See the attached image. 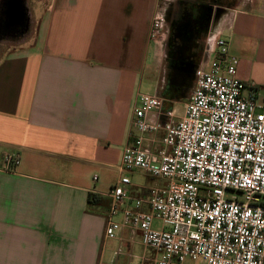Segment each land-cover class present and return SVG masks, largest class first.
<instances>
[{
  "label": "crops",
  "instance_id": "obj_1",
  "mask_svg": "<svg viewBox=\"0 0 264 264\" xmlns=\"http://www.w3.org/2000/svg\"><path fill=\"white\" fill-rule=\"evenodd\" d=\"M167 1L14 0L5 12L0 0V165L5 152L20 156L13 172L0 168V264L151 262L139 232L105 234L109 189L128 176L119 163L136 96H162L179 119L214 34L229 40L237 77L264 90V0L237 1L192 36L184 30L178 57L171 23L149 38L154 14L171 16ZM197 1L193 18L208 4ZM130 181L131 197L145 192Z\"/></svg>",
  "mask_w": 264,
  "mask_h": 264
},
{
  "label": "built area",
  "instance_id": "obj_2",
  "mask_svg": "<svg viewBox=\"0 0 264 264\" xmlns=\"http://www.w3.org/2000/svg\"><path fill=\"white\" fill-rule=\"evenodd\" d=\"M164 22L154 14L151 40ZM206 53L179 119L160 95L135 99V131L119 168L163 184L131 197L130 178L121 175L109 189L106 236L122 227L139 232L155 253L147 264H264V90L237 77L226 37L210 35ZM19 162L18 153L5 152L0 168L13 172Z\"/></svg>",
  "mask_w": 264,
  "mask_h": 264
},
{
  "label": "rangeland",
  "instance_id": "obj_3",
  "mask_svg": "<svg viewBox=\"0 0 264 264\" xmlns=\"http://www.w3.org/2000/svg\"><path fill=\"white\" fill-rule=\"evenodd\" d=\"M16 1L18 2L20 0H16ZM202 1L208 2V4L211 7L210 13H212L211 15H212L213 19H215L217 17V15L219 14V12L224 10V8H231L234 6L235 3H237V1H240V0H202ZM196 2H198V1L197 0H168L166 7L170 8V10H171L170 15L171 16L168 19H166V16H164V19H165L164 23L169 22L168 25H170V23L172 24L173 22H172L171 18L174 15V13H175L176 18L178 20L180 18L185 17V16L191 17L193 15H196V11H194V9H190ZM13 4H14V0L13 1L12 0H6V6L4 8L5 12H6V10H8L10 5L13 7ZM169 8H168V10H169ZM196 19H198V18H196ZM204 35H205V33H203V32L200 33L198 35L199 38H198L197 44H195V45L192 44V48L197 47L200 50V52L198 54L199 57L202 56V53L204 51V43L202 40ZM146 88H147V86H146ZM126 173H127L128 177L132 180V182L135 185H137L136 188L138 187V192L143 190V189L145 190L149 186H152L155 184H163V182H164L163 179L151 176V175L147 174L146 172L139 170V169L127 170ZM227 193H230V192H227ZM141 249H142V251L147 252L149 254V256L153 253V251L150 248H147V247L140 244V245H138V251H141ZM151 256H152V258H154V253Z\"/></svg>",
  "mask_w": 264,
  "mask_h": 264
},
{
  "label": "trees",
  "instance_id": "obj_4",
  "mask_svg": "<svg viewBox=\"0 0 264 264\" xmlns=\"http://www.w3.org/2000/svg\"><path fill=\"white\" fill-rule=\"evenodd\" d=\"M197 5H198L197 7L199 8L198 19L185 16L172 23L171 31H170V40L171 43L173 44V50L174 49L177 50L180 46L181 47L185 46V45H180L182 43L180 41V38L182 37L184 30H186L187 33L190 36H192L194 34V31L198 30V28L199 29L204 28V26L208 22L210 10H211L210 5L207 3H197Z\"/></svg>",
  "mask_w": 264,
  "mask_h": 264
},
{
  "label": "flooded vegetation",
  "instance_id": "obj_5",
  "mask_svg": "<svg viewBox=\"0 0 264 264\" xmlns=\"http://www.w3.org/2000/svg\"><path fill=\"white\" fill-rule=\"evenodd\" d=\"M211 11V10H210ZM211 14L212 13H210L209 15H210V17H211ZM209 17V18H210ZM185 48L184 47H179L178 49H177V51L175 52V55L178 57V56H180V55H183V53L186 55V52H185V50H184ZM192 76H193V73H192ZM186 87V86H185Z\"/></svg>",
  "mask_w": 264,
  "mask_h": 264
}]
</instances>
